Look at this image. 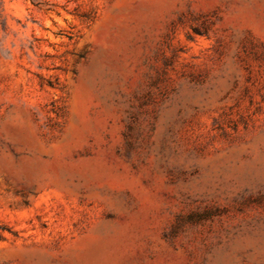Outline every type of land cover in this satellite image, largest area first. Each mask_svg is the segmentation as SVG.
<instances>
[{"label":"rangeland","instance_id":"374dc122","mask_svg":"<svg viewBox=\"0 0 264 264\" xmlns=\"http://www.w3.org/2000/svg\"><path fill=\"white\" fill-rule=\"evenodd\" d=\"M0 264H264V0H0Z\"/></svg>","mask_w":264,"mask_h":264}]
</instances>
